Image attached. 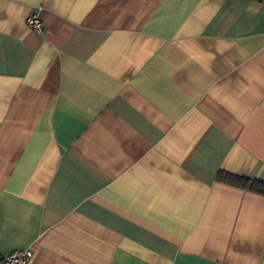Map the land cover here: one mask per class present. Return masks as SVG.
<instances>
[{
    "label": "crops",
    "instance_id": "1",
    "mask_svg": "<svg viewBox=\"0 0 264 264\" xmlns=\"http://www.w3.org/2000/svg\"><path fill=\"white\" fill-rule=\"evenodd\" d=\"M219 171L264 181V0H0V254L264 264Z\"/></svg>",
    "mask_w": 264,
    "mask_h": 264
},
{
    "label": "built area",
    "instance_id": "2",
    "mask_svg": "<svg viewBox=\"0 0 264 264\" xmlns=\"http://www.w3.org/2000/svg\"><path fill=\"white\" fill-rule=\"evenodd\" d=\"M27 25L35 32H43V23L36 12L26 18ZM33 254L29 249H15L6 254H0V264H28Z\"/></svg>",
    "mask_w": 264,
    "mask_h": 264
},
{
    "label": "trees",
    "instance_id": "3",
    "mask_svg": "<svg viewBox=\"0 0 264 264\" xmlns=\"http://www.w3.org/2000/svg\"><path fill=\"white\" fill-rule=\"evenodd\" d=\"M216 178L221 182L264 195V181L249 179L227 171H219Z\"/></svg>",
    "mask_w": 264,
    "mask_h": 264
}]
</instances>
